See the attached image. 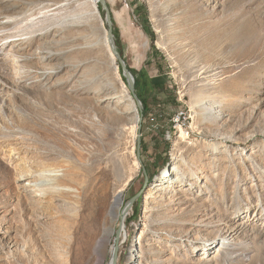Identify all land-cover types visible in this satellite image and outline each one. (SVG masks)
<instances>
[{
    "label": "rangeland",
    "instance_id": "374dc122",
    "mask_svg": "<svg viewBox=\"0 0 264 264\" xmlns=\"http://www.w3.org/2000/svg\"><path fill=\"white\" fill-rule=\"evenodd\" d=\"M104 1L0 0V264H264V0Z\"/></svg>",
    "mask_w": 264,
    "mask_h": 264
},
{
    "label": "bare ground",
    "instance_id": "6f19581e",
    "mask_svg": "<svg viewBox=\"0 0 264 264\" xmlns=\"http://www.w3.org/2000/svg\"><path fill=\"white\" fill-rule=\"evenodd\" d=\"M94 3H97L99 0H93ZM112 40L111 38L109 37V34H108V38H107V44L109 46V50H110V54L111 56L113 57V59L116 58V53H115V50L112 48ZM199 116L201 119L204 118V115H205V110L203 108H200L199 110ZM131 133L133 134L134 138L136 137V133H137V129H138V118L137 116H135V120L132 122V125H131ZM182 131V130H181ZM136 166H138V163H135ZM39 172V171H38ZM42 176H45V177H48V182L50 185L52 186H55V189H57L58 192H62L64 190H68V191H73L74 189V186H72V184L66 180H63L60 178V173L57 171V170H52V169H48V170H44L42 171V173H40ZM165 174V172H164ZM36 176V174H35ZM126 188V183L123 185L122 189ZM76 192H77V188H75ZM74 190V191H75ZM109 197L110 195L105 193L103 194L102 198H101V202H100V206L101 207H106V205L108 204L109 202ZM145 227V226H144ZM144 232L142 231L140 233V236L138 238V242H140L141 240L144 239ZM127 235L126 233L124 232V229L122 227L121 231H120V244H119V247L122 246L123 242L125 241ZM110 264H117L115 262H111Z\"/></svg>",
    "mask_w": 264,
    "mask_h": 264
},
{
    "label": "trees",
    "instance_id": "16d2710c",
    "mask_svg": "<svg viewBox=\"0 0 264 264\" xmlns=\"http://www.w3.org/2000/svg\"><path fill=\"white\" fill-rule=\"evenodd\" d=\"M100 10H102L101 6H99ZM114 35L118 37V33L114 31ZM128 71L135 77V83H134V90L135 95L137 99L140 101L142 105V114H144V110H147L148 104L146 102V98L150 96L151 92L154 89H158L159 86L155 84H151V81L148 79L147 75L143 71V69L139 71H134L133 69L129 68V66H126ZM139 206L135 207L132 216L136 217L139 214Z\"/></svg>",
    "mask_w": 264,
    "mask_h": 264
},
{
    "label": "water",
    "instance_id": "95a60500",
    "mask_svg": "<svg viewBox=\"0 0 264 264\" xmlns=\"http://www.w3.org/2000/svg\"><path fill=\"white\" fill-rule=\"evenodd\" d=\"M98 2L101 3L103 9L105 7V1L104 0H99ZM106 23L107 25L109 26V29H108V34H109V37L111 38L112 40V31H111V28H110V25H111V18H110V15L108 12H106ZM113 42V41H112ZM112 48L115 50V53H116V56H117V61L119 62V64L121 65L122 67V72H123V76L129 86V89L130 90H133V77L131 75V73L128 71V69L126 68V65L124 63V61L122 60V58L120 57V55L117 53L116 49H115V46L114 44L112 43ZM138 100V99H137ZM138 104L140 105V101L138 100ZM139 194L135 195L127 204V207L132 205L133 202L138 198ZM122 229V224L119 226L118 230H117V237L120 235V231ZM117 237L115 238V242L117 240ZM117 246L116 244L114 245V249H113V254H115V250H116Z\"/></svg>",
    "mask_w": 264,
    "mask_h": 264
},
{
    "label": "built area",
    "instance_id": "2783aa9c",
    "mask_svg": "<svg viewBox=\"0 0 264 264\" xmlns=\"http://www.w3.org/2000/svg\"><path fill=\"white\" fill-rule=\"evenodd\" d=\"M182 116H183V113H182V112L179 113V114L176 116V119H175V123H176V124L179 123V121H180V119L182 118ZM187 136H188V135H187Z\"/></svg>",
    "mask_w": 264,
    "mask_h": 264
}]
</instances>
